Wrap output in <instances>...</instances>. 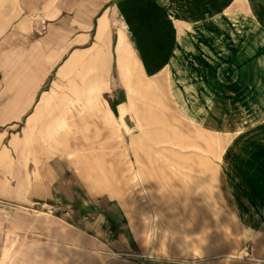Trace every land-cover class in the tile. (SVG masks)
Masks as SVG:
<instances>
[{"label":"rangeland","instance_id":"rangeland-1","mask_svg":"<svg viewBox=\"0 0 264 264\" xmlns=\"http://www.w3.org/2000/svg\"><path fill=\"white\" fill-rule=\"evenodd\" d=\"M21 1L0 0V8H19ZM161 9L163 13L158 15L166 21L165 26L169 25L168 38L174 41L161 46L162 50L167 48L169 57L179 46L178 51L189 56L185 61H175L170 68L167 60L164 86L149 97L138 96L136 101L140 110L154 112L161 118L165 127L159 126L168 132V140L160 142L158 136L150 139L146 133L141 136L142 123L134 112L128 111L125 123L112 117L115 134L108 124H103V136L108 137L81 142V158L95 160L96 177L99 169L103 170L102 176L98 175L101 186L91 191L81 189V195L74 189L77 196L85 198L83 204L56 206L52 243L35 236L0 238V264H188L219 257L223 256L222 245L208 243L213 228L207 227L204 218L210 215L213 219L223 210L235 217L242 234L246 230L248 234L249 218L245 222L244 215L248 208L254 213L250 203L262 195L256 189L264 187V178L257 180L264 177V8H225V13L214 18L218 25L195 30L192 44L182 41L193 35L191 31L184 33L177 44L176 8ZM44 32L42 29L39 34ZM130 40L136 45L133 35ZM154 49L160 51L159 44L155 43ZM196 53L198 62L190 60V55ZM14 63L8 60L5 70L1 68L2 83L13 74ZM191 68L197 74L190 76ZM187 69L186 76H178ZM117 80L114 75L109 77L107 88L119 84ZM126 93L128 100L123 94L119 96L126 103L127 112L128 90ZM111 94L105 93L100 100L104 110L111 103ZM150 121L153 117L145 124V131L158 129L157 125L150 126ZM111 135L120 141L117 151L122 155L119 162L124 168L113 180L125 193L121 199L112 198L109 189L104 188V175L110 178L112 166L110 146L105 141ZM209 136L221 149L215 156L204 153ZM73 145L71 151H77ZM172 154L180 158L208 156L199 161L214 168L211 185L198 172L195 160L177 165ZM76 159L72 154L71 160ZM163 167L166 171L160 170ZM70 168L72 183H80L78 176H84L89 184L81 164ZM159 190L162 197L158 200L149 196L150 191ZM165 192H174L178 202L162 200ZM231 241L228 245L234 247V239ZM249 247L247 243L243 250L248 251Z\"/></svg>","mask_w":264,"mask_h":264},{"label":"crops","instance_id":"crops-1","mask_svg":"<svg viewBox=\"0 0 264 264\" xmlns=\"http://www.w3.org/2000/svg\"><path fill=\"white\" fill-rule=\"evenodd\" d=\"M14 7L0 8V73L8 60L15 62L10 78L5 83L0 80V238L35 236L42 237L48 244L55 236L56 206L73 202L83 204L85 198L81 199L73 190L81 195V189L91 191L101 186L98 175L102 176L103 170L99 169L96 177L95 160L89 162L81 158V142L108 137L103 136V124H108L115 134L117 128L112 117H119L125 123L128 111L134 112L142 123L139 126L141 136L151 117L150 126L157 125L158 129H146L150 139L167 132L159 126L165 127L161 118L154 112L140 110L136 101L138 96L149 97L159 91L165 83L164 75H168L167 68L189 56L179 52V46L169 57L167 48L161 49V46L174 44L173 39L168 38L169 25L165 26L166 21L160 17L161 8H176L177 44L189 31L193 35L182 41L192 44L195 30L218 25L214 18L225 13V8H264V1L22 0L19 8ZM42 29L45 32L39 34ZM130 35L141 45L142 55L131 42ZM155 43L159 44L160 51L155 52ZM190 56V60L199 61L198 54ZM187 74L188 69L178 76ZM195 74V68H191L190 76ZM113 75L119 78V84H110L107 88L108 78ZM126 88L129 93L127 112L126 103L119 96L123 94L128 100ZM105 93H112L106 110L100 102ZM121 112L126 114L122 116ZM112 136L105 141L110 146L112 166L110 178L104 175L107 181L104 188L109 189L112 198L121 199L125 193L113 179L124 167L119 162L122 155L117 151L120 141ZM207 138V155L212 156L218 148L217 143L210 136ZM72 143L73 147H78L77 151H71ZM72 154L78 158L75 162L71 160ZM208 156L193 154L191 159L198 164L200 158ZM172 158L175 164L182 165L183 158L188 157L172 154ZM154 159L157 160L155 156ZM77 163L81 164L89 184L84 176H78V184L71 182L70 167ZM163 169L166 171V167L160 168ZM198 170L209 180L210 170L204 167ZM263 178L261 175L257 180ZM256 190H261L257 194L262 195L250 203L254 213L248 208L244 215L245 222L249 218L248 234L247 230L245 234L239 231L235 217L227 211L223 210L213 219L207 215L204 218L207 227L213 228L209 242L211 245L220 243L223 256L188 264H264V187ZM154 193L150 191L149 195L157 194ZM165 195L164 201L177 203L179 200L176 201L174 192H165ZM205 213L208 214V210ZM231 238L234 247L228 245ZM247 243L250 244L248 251L243 250Z\"/></svg>","mask_w":264,"mask_h":264},{"label":"bare ground","instance_id":"bare-ground-1","mask_svg":"<svg viewBox=\"0 0 264 264\" xmlns=\"http://www.w3.org/2000/svg\"><path fill=\"white\" fill-rule=\"evenodd\" d=\"M144 133H146V131L144 132ZM147 135H149L148 133H146ZM167 135H168V132H166V134H162V135H159L157 138H158V140H160V142H164V141H166V140H168V137H167ZM165 136V137H164ZM219 150V148H217L216 150H214L213 152H212V156H215V154H217V151ZM206 151H207V149H206ZM204 152H205V150H204ZM207 153L209 154V152L207 151ZM211 153V152H210ZM190 160H192L191 158H186V159H184L183 161H186V162H189ZM198 167H204V168H207L208 170H210L209 172H208V175L210 174V176H209V181L210 182H208V183H211L212 182V180H213V174H214V172H212V170H213V168H212V166L211 165H209L207 162H204V161H199L198 162ZM206 171V170H205ZM155 194V193H154ZM150 197H152V198H156V199H159V198H161L162 197V195L160 194V193H157L156 195H149ZM173 209V208H172ZM178 211V210H177ZM208 234V233H207ZM208 237L210 238V240H211V237H212V235H208ZM210 240H208V243H210L209 241Z\"/></svg>","mask_w":264,"mask_h":264},{"label":"trees","instance_id":"trees-1","mask_svg":"<svg viewBox=\"0 0 264 264\" xmlns=\"http://www.w3.org/2000/svg\"><path fill=\"white\" fill-rule=\"evenodd\" d=\"M137 42H138V41H137ZM137 42H136L137 48H138V50L140 51V53H141V55H142V52H141V49H140L141 45H139V43H137ZM161 49H162V48H161ZM112 107H113L114 111H116V104H115V103L112 104Z\"/></svg>","mask_w":264,"mask_h":264}]
</instances>
